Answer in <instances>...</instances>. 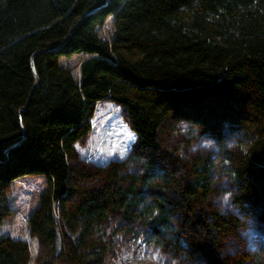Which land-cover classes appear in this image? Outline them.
<instances>
[{
  "label": "trees",
  "instance_id": "trees-1",
  "mask_svg": "<svg viewBox=\"0 0 264 264\" xmlns=\"http://www.w3.org/2000/svg\"><path fill=\"white\" fill-rule=\"evenodd\" d=\"M108 17L110 42L96 34ZM80 54L76 84L59 59ZM103 101L126 110L137 144L77 171ZM181 122L216 153L160 144ZM242 128L246 140L223 144ZM31 176L48 182L27 223L36 264H111L138 242L164 264H264L261 244L228 249L264 225V0H0V225L10 185ZM30 259L28 241L0 235V264Z\"/></svg>",
  "mask_w": 264,
  "mask_h": 264
},
{
  "label": "rangeland",
  "instance_id": "rangeland-1",
  "mask_svg": "<svg viewBox=\"0 0 264 264\" xmlns=\"http://www.w3.org/2000/svg\"><path fill=\"white\" fill-rule=\"evenodd\" d=\"M96 34L104 41L112 40L114 30L111 17H108L102 26L96 28ZM88 58L89 56L84 54L73 55L69 58L62 57L59 59V66L68 72L74 82L78 84L80 66ZM215 107L216 111L229 112L226 105L217 104ZM91 126L89 135L76 145L77 159L74 167L77 171L87 173L95 167L122 161L137 144L136 136L130 129L126 110L110 101L97 104L94 117L91 119ZM199 130L185 122L177 125L171 124L161 133L160 144H166L170 149L181 150L180 155L184 159L216 153L213 144L217 143L203 136ZM248 136V131L242 128L238 134L229 136L223 144H239ZM47 183V180L42 176L24 177L16 180L10 185L4 200V206L7 211H10V214L0 225V235L24 239L29 242L31 259L28 264H36L35 259L38 252L37 241L30 238L28 234V218L37 205L40 194L47 189ZM216 187L225 190L228 185L223 178H220ZM217 204L222 210H226L228 207L225 196L217 200ZM258 244L264 247V225L251 222L246 226L242 235L228 244V249L240 252ZM55 249L56 252L60 250L58 238L55 241ZM111 264H164V260L157 250L138 242L131 248L120 247L117 258Z\"/></svg>",
  "mask_w": 264,
  "mask_h": 264
},
{
  "label": "water",
  "instance_id": "water-1",
  "mask_svg": "<svg viewBox=\"0 0 264 264\" xmlns=\"http://www.w3.org/2000/svg\"><path fill=\"white\" fill-rule=\"evenodd\" d=\"M91 12H92V11H89V12H86L85 14H83L82 17L80 18V20H81L83 17H85L86 15L90 14ZM80 20H78L77 24L79 23ZM77 24H76V25H77ZM74 27H75V26H74ZM40 52H45V50H41V51L35 52V53L32 55L31 60H30V62H31V69H32V71H33V74H34L35 78H36V75H35L34 68H33V58H34V56H35L36 53H40ZM37 84H38V80H37V78H36V80H35V86H37ZM27 106H28V103L26 104V106H25L24 108H22V109L19 110L18 115H19V118H20V119H21V113L24 112V111L26 110ZM24 137H25V134H24V132H23V136H22V138L24 139ZM8 151H9V149L5 151V154H7Z\"/></svg>",
  "mask_w": 264,
  "mask_h": 264
},
{
  "label": "snow or ice",
  "instance_id": "snow-or-ice-1",
  "mask_svg": "<svg viewBox=\"0 0 264 264\" xmlns=\"http://www.w3.org/2000/svg\"><path fill=\"white\" fill-rule=\"evenodd\" d=\"M134 138V137H133Z\"/></svg>",
  "mask_w": 264,
  "mask_h": 264
}]
</instances>
